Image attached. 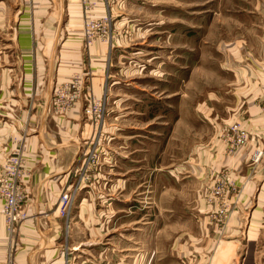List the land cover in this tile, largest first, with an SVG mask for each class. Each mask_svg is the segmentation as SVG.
<instances>
[{"label":"crops","instance_id":"1","mask_svg":"<svg viewBox=\"0 0 264 264\" xmlns=\"http://www.w3.org/2000/svg\"><path fill=\"white\" fill-rule=\"evenodd\" d=\"M3 1L12 4L18 2ZM49 1L50 4L36 0L34 4L36 6L37 2H41L37 4L36 11L38 16L42 13L45 15L39 17L43 21L33 20L35 15L30 17V20L24 19V14L20 17L14 45L15 53L24 61L38 60L45 57L46 53L51 58L57 54L59 62L56 71H53L54 85L57 86L66 76L81 70L82 65L87 68L89 59L102 61L109 55L106 43L98 41L87 46L82 41L83 35L77 39L72 38L69 35L71 33L83 34V21L73 19L71 15L69 18L65 16L64 22L53 17L52 12L56 10L51 6L53 0ZM126 1L129 11L137 6L140 10L152 7L159 10L167 8L166 4H155L147 0ZM2 2L1 19L4 12ZM61 5H66V14L67 11L71 12V2L67 4L65 0H60ZM26 12L27 9L23 13L27 15ZM112 13L114 18H117L114 7ZM211 17V25H214L217 19H213V15ZM236 21L240 23L239 39L225 47L224 52L217 51L216 48L221 47L217 42L202 43L209 51L210 47L214 46V53H209V60L221 58L223 61L222 67L209 68L208 75L213 72L217 76H224L225 79L223 83H209L206 96L200 95V84L191 85L189 95V90L185 89L189 85H184L182 77H177L179 67H175L176 73L163 68L155 69L150 73L157 77H148V84L125 82L126 84L120 86L116 92L113 88L116 81L109 79L111 74L107 75L100 70L105 69L104 63L100 62L95 69L89 67L96 71L94 77L88 78L85 89L88 93L93 90L97 94H102L106 89L108 93V118L101 135L108 140L103 148H107L111 153L112 161L109 163L105 159L106 163L103 162L99 168L101 175L105 176L107 173L112 186L117 189V196L114 192L111 196L113 205L134 199L133 207L140 205L143 211H150L153 203L158 204L157 197H166L161 202L166 210L175 207L182 211L186 204L187 209L184 211L190 209V215L193 217L191 220L198 227L195 229L197 234L201 227L200 221H208L205 214L207 211L200 210L206 208L203 203L205 201L200 198L201 194L212 187L216 178L224 172L239 187V191L231 195V201L237 203L230 216V235H243L244 228L241 226L249 204L254 199L258 202L264 200V155L259 162L252 160L255 149L264 148V0H255L254 9H248L246 3H240L238 17L233 16L228 22ZM169 23L162 20H146L140 16L136 18L135 14L133 18L128 16L122 20L114 19L116 41L127 43L122 47L116 43L117 49L112 50L108 58L111 60L114 54L123 53L122 50L126 51L131 43L141 45L146 41V37L148 40L150 38L149 42L158 38L157 41L162 43L163 33L159 32L160 28L168 27ZM3 25L9 26L7 22ZM131 26L136 30L130 31ZM124 27L127 29L121 31ZM41 28L44 31L39 33ZM156 28L159 31L150 36L151 30ZM138 38H143L142 43ZM172 45L173 47H157L158 50L169 48L177 55L175 61L182 60L179 57L184 52H189L182 50L180 46L183 44L178 42V39H174ZM200 46L199 43L195 48L192 47V55L197 63L204 59V56L200 55ZM149 49H152L151 45ZM61 60L67 61L68 68L61 69ZM107 64L109 65L110 61ZM192 69L196 72L195 68ZM171 74H174L173 82L176 83L168 79ZM21 75L24 89H21L22 93L31 96L29 92H41L40 86L35 85V76H38L35 68L23 70ZM228 75L237 77L231 79ZM29 76L33 79H29ZM194 87L198 88L197 93ZM121 93L126 96H120ZM21 103L27 108V115L20 124L30 125V131L23 139H19L21 132L11 129L9 131L8 127H3L0 133V156L5 157L11 152L15 155L21 150L19 154L22 155L24 164L21 184L27 189L28 196L22 208L25 217L12 230L0 214V264H4V251L8 247H16L13 254L16 264H59L63 254L62 247H72L66 235H70L71 229H74V235L80 230L79 226H76L77 221H80L77 216L80 206L87 199L86 193L82 192V196L78 197L79 205L75 206V213L62 215L59 197L75 182L78 167L74 162L79 151L84 149V135L88 133L87 137H92L93 134L95 136L96 129L92 123L85 124L82 99L71 105V109L63 108L61 111L54 109L48 96L44 100L25 98ZM236 122L240 123L249 135L242 147L231 150L226 128ZM16 149L18 151L15 153ZM127 196L129 197L126 198ZM134 214L132 213L131 217ZM179 214H175L176 219L181 217ZM93 216L95 226L90 229L95 230L98 235L102 216ZM137 219L145 220V213ZM249 227L245 234L251 241L257 233L256 227L254 231ZM214 232H218V229H214Z\"/></svg>","mask_w":264,"mask_h":264},{"label":"rangeland","instance_id":"2","mask_svg":"<svg viewBox=\"0 0 264 264\" xmlns=\"http://www.w3.org/2000/svg\"><path fill=\"white\" fill-rule=\"evenodd\" d=\"M2 1L0 0V2ZM35 1L18 0L17 4L3 1L2 3L4 4H1L4 5V12L2 14L3 18H0V133L3 127H8L9 131L13 130L14 132L22 133L19 139H23V136L30 131V125L20 124L24 122L23 118H26L25 116L27 115V108L21 103V100L25 98L44 100L48 96L54 109L58 111L63 108L69 110L72 107L71 105L82 99L84 101L85 124L88 122L94 124L85 113V110L93 99L102 100L106 103L108 101V93L106 89L102 94H97L93 90L88 93L89 91L85 88L88 84V78L95 75L94 72L96 70L93 69L100 62L104 63L103 67H105L104 70L102 68L100 70L107 75L108 73L111 74L109 77L110 81H116L113 86L115 92L127 82L143 85L148 77L156 78L155 74L150 73L154 72L155 69L173 70L171 73H174L176 71L175 67H179L177 77H182L184 85H189V87H185V89L189 90V95L191 94V85L200 84V95L206 96L209 83H223L225 79L224 76H217L213 72L208 75L209 68L222 67L223 61L221 58L219 60H214V58L209 60V53H214V46H211L209 51L208 48L203 47L202 43L207 41L217 42L221 44L219 49L216 48L217 51L220 53L224 52L225 47L238 41L241 33L238 21H228L233 16L238 17L240 3H246L248 9H254L255 4V0H147L155 4H166L167 8L159 10L152 7L140 10L137 6L129 11L125 0H89L86 3L83 0H65L67 4L71 2V6H69L71 12L67 11L66 14V10H64L66 5L64 7L60 6V0H53L51 6L53 7L52 9L56 10L52 12L53 17L64 22V17L67 16L69 18L71 15L73 19L83 21V34L71 33L69 35L72 38L77 39L83 35L82 41L87 46L93 45L98 41L106 43L109 55L107 59L102 61L95 59L90 61L89 59L87 68L82 65L80 67L81 70L75 71L69 77H61L64 79L57 83L56 86L54 85L55 75L53 71H56V66L59 62L57 54L51 58L46 53L45 57H41L38 60L28 59L24 61L15 53L16 46L14 41L20 17L24 14L23 16H26L24 19L30 20V17L35 15L33 20L41 22L43 19H39V17L45 16L43 13L38 16L39 13L36 11V6L41 2H37L36 6H34ZM42 1L50 4L49 0ZM115 4L117 6H112ZM113 7L117 18L113 16ZM39 8L43 9L42 7ZM26 9L28 11L26 12L27 15L23 13ZM134 14L136 18L140 16L146 20L170 22L168 27H162L160 31L157 28L151 30L150 36L158 31L163 33L161 34L163 37L162 43H159L160 40L157 41L158 38L149 42L150 38L148 40L147 37L145 38L146 41L142 43L143 38H138L140 43H142L141 45H133L131 43L128 45L129 48H126V51L122 50L123 53L114 54L110 60L112 50L117 49L115 44L117 43L119 47H122L127 43V41H116L114 19L122 20L128 16L133 18ZM212 15L213 19H217L214 25H211V23L213 24ZM88 16L97 21L98 17H108L104 36L103 33L89 36L87 31H84ZM252 19H254V16ZM6 22L9 24L8 27L3 25ZM129 23L133 24L132 22ZM125 29L127 27L122 28L121 31ZM130 29V31L136 30L134 26H131ZM249 30L254 31V29ZM43 31L44 29L41 28L39 33ZM140 31L143 32L144 29H140ZM174 39H178V42L183 44V46H180L182 50H189L188 53L184 52L179 57L182 60L176 59L175 61L177 55H174L169 48L165 47V50H158L157 46L160 45L173 47L172 42ZM199 43L201 44L200 55H203L204 59L197 63L196 58L192 55V47L195 48ZM150 45L152 49H149ZM108 61H110L109 65L107 64ZM31 68H35L38 71V76H35V85L40 86L41 92H29L31 96H26L25 93L21 92V89H23V76L21 73L23 70ZM49 68L51 69L49 70ZM65 68H68V63L61 60V69ZM192 68H195L196 72ZM173 75H169L168 78L172 82L175 80ZM228 76L231 79L232 77L233 79L237 77ZM28 78L33 79L32 76ZM173 83L176 82L174 81ZM145 84H148V82ZM194 89H196L197 93L198 88L194 87ZM75 94L77 96L73 97ZM119 95L126 96L123 93ZM107 118L108 115L105 118V122ZM93 126L96 129L95 125ZM98 132L96 129V135L94 136L93 134L92 137H87L88 133L84 135L85 138L82 140L84 149L79 151V157L77 156L74 162L75 166L77 165L78 167L82 163L84 156L91 157V160L98 159L99 161L98 165L93 166V174L91 175V169L88 170L91 176H87L85 172V179L81 184L78 183L76 188V180L82 176V171L78 170L74 177L75 182L69 189V191L74 188L77 190L70 215L75 213V206L79 205L78 197L82 196V192L86 193L87 199L80 206L77 216L80 221H77L76 226H79L78 229L80 230L79 232L76 231L74 235V229H71L70 235H66L68 243L70 240L72 247H62L61 252L65 254H62L59 264H264V200L258 202L254 199L249 204L247 214L244 215L245 218L242 221L241 227L244 228V232L242 230L243 235L241 236L230 235L228 228L231 213L237 203V201H231V195L239 191L237 184H235L233 193L228 195V202L226 203L220 199L216 201L212 199L210 201L209 196L212 195L214 185L202 192L200 198L205 201L203 203L206 208L205 210H200L207 211L205 214L208 216V221H200L201 227L197 234H195V229L198 227L191 220L193 217L190 215V209L184 211L187 209L186 204H184L182 211L177 210L175 207L166 210L161 205V202L166 197L163 199L157 197L156 202L158 204L153 203L150 211H143L140 205L133 207L134 199L113 205L111 196L113 192L117 196V189L112 186L111 178L106 176L107 173H105V176L101 175L99 168L103 162L106 163L105 159L109 163L112 161L111 153L107 151V148H103V145H106L108 140H106L104 135H101V132ZM17 151L18 149L14 150L15 153ZM19 153L21 154V150ZM19 153L15 155H19L22 159V155ZM15 155L11 152L5 157L1 158L2 155L0 156V214L4 220H6V217L3 211L2 195L5 189L10 188L19 193L21 208H23L28 196L27 189L20 182L19 184L17 183L18 181L16 184L7 182L9 175L6 174L4 169H6L8 161ZM101 181L103 182L100 186ZM131 190L129 189V191ZM123 193L122 191L121 194ZM257 194H259V191ZM121 197L123 199V196ZM206 204L209 206L208 209ZM113 206L115 210H113ZM177 212L181 216L178 219L175 218ZM132 213L135 214L131 217ZM143 213H145L146 219L138 220L137 218L143 216ZM96 214L102 216L98 235L95 234V230L90 229V227L95 226V216L93 215ZM113 214L115 215L113 216ZM250 225L252 228L249 227ZM248 227L251 228V231H254L256 227L255 233L257 234L251 241L248 240L245 234V230ZM214 229H218L217 235ZM192 232L194 233L193 236L191 235ZM254 244L255 247H253ZM15 250L16 247L5 249L4 264H10V254L14 256Z\"/></svg>","mask_w":264,"mask_h":264},{"label":"built area","instance_id":"3","mask_svg":"<svg viewBox=\"0 0 264 264\" xmlns=\"http://www.w3.org/2000/svg\"><path fill=\"white\" fill-rule=\"evenodd\" d=\"M85 3L89 0H83ZM108 21L107 16H101L98 17V21L95 20L92 17H87V21L85 23V30L89 34V36H92L93 34L97 33H104L106 31V24ZM76 97L77 95H73V97ZM85 113L87 116L93 121L96 129L99 132H102L103 125L105 122V118L108 115V109L107 104L104 103L102 100L93 99L90 101L89 105L87 106ZM226 131L229 133L230 138V149L231 150H237L240 147H242L247 139H248V131L243 128L240 123H233L231 126H228L226 128ZM98 132V133H99ZM230 132H233L230 134ZM232 139V140H231ZM264 155V148L263 147H257L252 155V160L254 162H259L261 158ZM79 157V156H78ZM98 159L91 160V157H83L82 163L78 165V170L82 171V176L80 179L76 180V188L78 183L81 184V182L85 179V172L87 173V176H91L93 166L98 165ZM23 169L24 164L23 160L19 155L13 156L7 163L6 174L9 175L7 182L9 184H16V182L19 184L21 183V177L23 176ZM82 169V170H81ZM91 169V175L88 173V170ZM73 185V184H72ZM76 188L72 190H68L67 192H63L59 197V205L61 207V214L62 215H69L70 210L72 209L74 200H75V194H76ZM235 189V182L231 177L221 172L220 175L216 178L212 195L209 196L210 201L214 199V201L220 199L224 200V203L228 202V195L230 193H233ZM3 211L4 215L6 217L7 223L9 225L10 230H12L20 221L25 217V213L23 212L20 201H19V193L14 191L13 189L6 188L3 192ZM10 264H16L14 260V256L10 254L9 258Z\"/></svg>","mask_w":264,"mask_h":264}]
</instances>
